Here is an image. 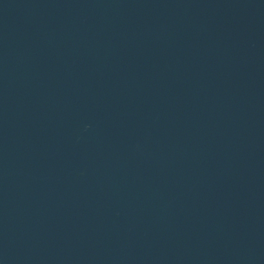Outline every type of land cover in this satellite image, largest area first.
<instances>
[{
	"label": "water",
	"instance_id": "obj_1",
	"mask_svg": "<svg viewBox=\"0 0 264 264\" xmlns=\"http://www.w3.org/2000/svg\"><path fill=\"white\" fill-rule=\"evenodd\" d=\"M0 264H264V0H0Z\"/></svg>",
	"mask_w": 264,
	"mask_h": 264
}]
</instances>
